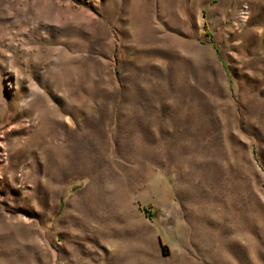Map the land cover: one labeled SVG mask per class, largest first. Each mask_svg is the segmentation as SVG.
Instances as JSON below:
<instances>
[{
  "label": "rangeland",
  "instance_id": "rangeland-1",
  "mask_svg": "<svg viewBox=\"0 0 264 264\" xmlns=\"http://www.w3.org/2000/svg\"><path fill=\"white\" fill-rule=\"evenodd\" d=\"M0 264H264V0H0Z\"/></svg>",
  "mask_w": 264,
  "mask_h": 264
}]
</instances>
